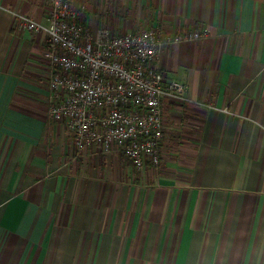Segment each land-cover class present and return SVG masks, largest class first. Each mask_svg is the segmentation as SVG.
Returning a JSON list of instances; mask_svg holds the SVG:
<instances>
[{
    "label": "crops",
    "instance_id": "obj_1",
    "mask_svg": "<svg viewBox=\"0 0 264 264\" xmlns=\"http://www.w3.org/2000/svg\"><path fill=\"white\" fill-rule=\"evenodd\" d=\"M53 0H0V264H264V0H70L94 32L158 28L161 162L78 149L48 118Z\"/></svg>",
    "mask_w": 264,
    "mask_h": 264
},
{
    "label": "built area",
    "instance_id": "obj_2",
    "mask_svg": "<svg viewBox=\"0 0 264 264\" xmlns=\"http://www.w3.org/2000/svg\"><path fill=\"white\" fill-rule=\"evenodd\" d=\"M70 0H53L48 23L14 11L17 27L48 34L44 52L52 69L48 118L65 121L78 149L95 143L129 157L137 167L161 162L163 99L187 102L184 82L165 81L156 66L164 47L203 39L208 30L176 35L158 28L94 32Z\"/></svg>",
    "mask_w": 264,
    "mask_h": 264
}]
</instances>
